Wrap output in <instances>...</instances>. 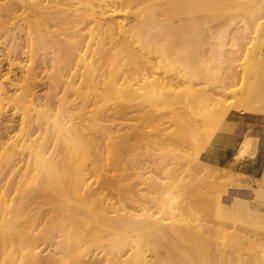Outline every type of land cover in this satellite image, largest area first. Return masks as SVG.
<instances>
[{
	"label": "bare ground",
	"instance_id": "6f19581e",
	"mask_svg": "<svg viewBox=\"0 0 264 264\" xmlns=\"http://www.w3.org/2000/svg\"><path fill=\"white\" fill-rule=\"evenodd\" d=\"M66 1H71L69 9L64 8ZM104 1L105 6L100 4L101 9L96 10L94 0H0V36L11 35L10 25L18 28L28 42V51L24 52L27 64H11L18 66L21 77L11 80L14 83L11 82L10 93L0 90V117L6 111L19 116L16 126L0 130V264H91L86 260L90 254L86 245H97L100 240L107 244L101 248L106 252L107 264H233L236 254H240L239 260L245 258L247 264H264V245L251 239L264 236V173L260 178L251 176L240 182L257 190L256 207L241 202L225 212L215 207L217 200L207 199L205 191L203 198L198 195L201 199L186 201L190 208L181 214L175 210L181 211L185 203L175 205L172 192L182 186V195L185 191L195 195L199 185L193 186L191 179L186 181L189 172L179 171L180 167L171 168L174 171L168 168L174 165L176 153H188V146L196 148L198 154L204 150L229 112V99L238 111L264 113V0ZM244 5L251 9L245 15H251L254 24L246 21L255 28H250L249 33L255 35L251 42L257 44L254 47L260 49L261 55L251 47L252 55H246L251 61L246 59L241 67L236 65L242 68L237 71L234 59L239 57L228 56L229 52L228 61L234 64L222 75L225 65L217 72L218 65L214 61L211 65L209 56L225 49L229 33L224 28L221 31V26L230 11L233 14L236 7ZM119 9L129 11V18L121 21L129 20L128 24L116 21ZM80 21L90 28L86 39L89 42L85 44L71 41L81 29L77 27ZM248 37L241 40L250 41ZM242 49L243 57L239 52V59L250 52ZM89 58L91 61L86 63ZM80 62L87 69L89 83V89L83 92L74 89ZM226 62L221 64L228 65ZM104 66L108 69L98 75L101 86L97 88L93 81ZM68 69L75 72L70 74ZM198 86L202 88L197 89ZM71 93L81 99L75 114L68 112ZM212 94L222 95L225 99L220 100L225 101H214ZM205 114L209 120L206 127L193 124L198 117L204 119L201 116ZM132 120L142 122L143 127L138 129L140 123H135L136 127L127 123ZM158 120L174 127L172 135L168 133L172 143L161 136L167 129L158 128ZM114 126L119 129L111 128ZM142 128H152L155 133L146 129L149 134L145 135ZM143 135L146 138L142 140H149L150 154L166 144L173 146L166 151L175 153V157L166 152L174 157L166 159L165 150H160L165 158L158 164L163 168L160 172L172 183H149V179H143L145 191L155 197L152 195L150 200L154 205H143L146 209L143 207L142 214H136L126 211L129 203L123 206L125 209L118 203L128 195L136 196L134 186L129 185L132 176L127 175V163H133L127 157L131 151L138 152L137 141ZM245 140L252 143L248 136ZM133 142L137 143L136 150ZM243 145L247 146V142L243 141L239 149ZM139 177L142 180L143 176ZM187 182L193 185L188 186ZM183 186L185 191L181 190ZM223 220H232L230 223L237 226L231 225L228 228L233 231L216 235H222L223 240L221 237L218 242L222 243L217 245L212 242L216 246L213 248L204 233L209 231L207 225L220 226ZM203 222H210L205 223L207 228ZM238 230L249 238L240 236ZM208 243L211 252L217 253L215 256L209 254ZM248 246L262 250L258 260Z\"/></svg>",
	"mask_w": 264,
	"mask_h": 264
},
{
	"label": "rangeland",
	"instance_id": "374dc122",
	"mask_svg": "<svg viewBox=\"0 0 264 264\" xmlns=\"http://www.w3.org/2000/svg\"><path fill=\"white\" fill-rule=\"evenodd\" d=\"M109 1V0H108ZM236 1V0H235ZM235 1H230V0H226V2H228V3H230V2H235ZM241 1V0H240ZM246 1H249V0H246ZM255 1H257V2H259V0H255ZM262 0H260V2H261ZM94 3H95V5L93 6V9H96V10H100L101 8L100 7H98L100 4H102V7H104L105 6V1L104 0H94ZM236 3H238V0H237V2ZM236 6H237V4H236ZM235 6V7H236ZM245 6V7H244ZM243 7L242 6H238V8L236 7V9L234 10V12H233V14H231V11L229 12L230 14H228V15H226V17H225V20L226 21H224V24L221 26V31H223L224 29V31H226L227 33H229V34H227L229 37H226V39H225V45H226V47H225V49L224 50H227L226 52L224 51V50H217V53L215 52L213 55H212V57L211 56H209L211 59V65H213L214 66V64L212 63V61H214V62H216V64L218 65V68H217V65L215 64V67L218 69V71L217 72H219L220 73V71H222V68H224V65H225V69H223L224 71V73L223 72H221V74L223 75V74H227L228 73V71H230V70H232V64H234V62L236 63L235 64V68H238L237 69V71H239V70H242V68H239V67H241V65H242V63H244V60L245 61H247V60H250L251 61V58L250 59H248L247 58V56L248 55H252L251 53V47H253V49L255 50V53H259V51H260V49H256V48H258V47H254L255 45L257 46V44H255L254 45V41H253V39H252V37H255V35L253 34V35H251V33H249V32H252L253 31V29H255V28H253L252 27V19H251V15H249V14H246L245 15V13H247L248 11H250L251 9L250 8H248L247 9V5H244ZM262 6L264 7V3L262 4ZM71 7V1H66V6L64 7L65 9H69ZM237 9H238V11H237ZM250 9V10H249ZM247 11V12H246ZM237 12V13H236ZM234 13H235V15H234ZM241 13V14H240ZM242 13H244V14H242ZM238 14V15H237ZM115 15H116V21H122L123 20V18H129V16H130V13H129V11L127 10V9H119L116 13H115ZM230 15V16H229ZM232 15H234V16H232ZM227 16L229 17L228 18V20L226 19L227 18ZM242 16V17H241ZM231 17V18H230ZM233 18H234V20H233ZM118 19V20H117ZM243 19H245V21L246 20H249V22H251V24L250 23H247V21L245 22ZM231 20V21H230ZM129 21V20H128ZM128 21L127 20H124L123 22L124 23H122V24H128ZM226 22V23H225ZM264 22V21H263ZM245 23V24H244ZM250 24V26H248ZM254 24V23H253ZM245 25V26H244ZM247 26L249 27V28H247ZM8 27H10V29H11V35L9 36V37H6L5 35H2V36H0V90L3 88L4 90V92H6V91H9V93H10V91L13 89V87L11 88V82H12V84L14 83L13 81H11V80H14V81H16L18 78V76L19 77H21L20 76V74H19V71L17 70V68H18V66H13V65H15V64H19V63H21V64H24V65H26L27 63L25 62V60H24V52L25 51H28V42L27 41H25L23 38H24V34L23 33H21L20 31H19V29L18 28H16V27H14V26H8ZM77 27H79V28H81L79 31H77V33L76 34H74V37H73V39L71 40V41H79V42H82V43H88L89 42V40H86L87 39V35H88V33L90 32V28L87 26V25H85V24H83V23H81V21H80V23L77 25ZM76 27V28H77ZM234 27V28H233ZM247 29H246V28ZM224 28V29H223ZM228 28V29H227ZM236 28H238V29H236ZM240 28V29H239ZM244 30H246L245 32L247 33V31H248V33L247 34H245V32H244V35H246L245 36V38H247V36L249 35L250 37H251V39H250V37H248V39L250 40V41H244V40H241V37H243L242 39H245L244 38V35H243V29ZM250 28L252 29V31H250ZM83 29V30H82ZM230 29V30H229ZM236 29L237 30V32H236V30H235V32H234V30ZM232 30H233V32H232ZM232 33H231V32ZM238 32H240V34L242 33V36H240V34L238 33ZM234 33H238V34H234ZM240 37H239V36ZM233 36H235L236 38V41L234 40V37ZM240 38V40H239V38ZM251 40L253 41V42H251ZM235 41V42H234ZM244 41L245 43H242V42ZM234 42V43H233ZM238 44H237V43ZM246 45L245 47H243L242 46V48H248L249 49V47H250V49L248 50L247 49V51H246V49L243 51V49L242 48H239V46L238 47H236L237 45ZM249 43H250V45H249ZM236 44V46L234 47V45ZM249 46H248V45ZM253 45V46H252ZM232 46V47H231ZM241 47V46H240ZM227 48V49H226ZM240 49V51H239V49ZM262 50H263V53H262V56H263V58H264V40H263V44H262ZM238 51H237V50ZM241 49H242V51L243 52H248V51H250V52H248V53H243L244 54V57H246V58H241V59H239L240 58V56L239 55H242V52H241ZM252 49V50H253ZM229 50V51H228ZM216 51V50H215ZM221 52L223 53V52H225L223 55L221 54ZM230 52V54L228 55V53ZM237 52V53H236ZM239 52H241L240 54H239ZM237 55H236V54ZM217 54V55H216ZM232 54V55H231ZM239 54V55H238ZM248 54V55H247ZM238 56L239 58H238V60H237V57H236V60L234 59L235 57H233V59H234V62L232 61V60H230L231 61V63L228 61L231 57H228V56ZM247 55V56H246ZM258 55H261V54H258ZM215 56V57H214ZM250 56H248V57H250ZM254 56V55H253ZM209 57H208V59H209ZM214 57V58H213ZM241 57H243V55L241 56ZM217 58V59H216ZM256 58V57H255ZM247 59V60H246ZM224 62H226V63H228L229 62V64H230V66L229 67H227L228 65H226V64H221V63H223V61ZM226 60V61H225ZM240 60H242V61H240ZM91 61V58H89V59H86V63H89ZM13 63V65L11 66V64ZM75 64H76V62H74ZM221 65H220V64ZM240 66H239V65ZM38 65V64H37ZM236 65H238L239 67H236ZM39 66V65H38ZM231 67V69H229L228 71L226 70V68L228 69V68H230ZM105 69H108V66H104L103 68H100V70L97 72L98 74H97V77H96V80L95 81H93V84L94 85H96V87L97 88H100V86H101V83H100V81H99V79H98V75L99 74H102V73H104V71H105ZM234 69V68H233ZM236 70V69H235ZM77 76H76V78H75V80H76V84H75V86H74V89H76L77 91H79V92H83V91H85L86 89H89V83L86 81V73H87V69H86V67H84L83 65H82V63L80 62V64H79V67H77ZM227 71V72H226ZM67 72L68 73H74L75 71H73V70H71V69H68L67 70ZM16 83V82H15ZM204 86V85H203ZM199 87V88H198ZM198 87H196L197 89H201L202 87H200V86H198ZM238 88V87H237ZM100 92H102V91H100ZM61 94V93H60ZM60 94H59V96H60ZM39 95H42V94H40L39 93ZM62 95V94H61ZM213 95V94H212ZM212 95H211V97H212ZM214 96V101L216 100H218V101H221V102H223V101H225L224 99V97L222 96V95H220V97L219 96H217V94H214L213 95ZM216 96V97H215ZM90 97L91 98H93V95H90ZM218 97V98H217ZM221 98H224V99H222V100H220ZM212 99H213V97H212ZM217 101V102H218ZM230 104L229 106H230V108H229V112L225 115V118H224V120H223V122L221 123V125H219L217 128H218V130H217V132L215 133V135L213 136V138L210 140V142H209V144H207L206 146H205V148H204V150H202V151H200V154H198L197 152H196V148H193L192 146H188L187 148H189V151H188V153H187V151H185L186 153H176L177 154V156H179V157H175V153L174 154H171V153H169V151H166L167 149L169 150L170 148L172 149L173 148V146L172 145H166V144H164L165 146H167V147H163V148H160V149H158L157 151H153V152H151L152 154H150V143H149V140L147 139H145V140H142V139H144V138H146V136L145 135H147L146 133H148L149 131V133H151V132H153V133H155V130L154 131H152V128H145V130L143 129V132L142 133H144L145 135H143V137H141V138H139L138 140H140V141H137L138 142V144H139V142H140V145L139 146H137V143L136 142H133L135 145H134V147H133V150L135 149L136 150V146H137V149H139L138 150V152H135V151H131V153H132V155L130 154L127 158H129V161H130V163H133V165L132 164H128L127 163V165H128V170H127V175L128 176H132V177H130L131 179H129V180H132V181H130L131 183H129L127 180H126V184H128L129 183V185L131 184L132 186H134V190H135V193H136V196H135V198H132L130 195H128L127 196V198L125 199V200H122L121 201V203H118V205H120V207L121 208H126V207H123V206H126V205H128V203H129V208L127 207L126 208V211H135L136 212V214H137V212L139 213V214H142L141 212H142V208L144 207V206H146V207H148V204L150 205L148 208H150V207H152L153 205H154V203H152V201H150V200H152V198H151V196L153 195V194H150V193H148L147 194V192L145 191V180H147V179H149L148 180V182L149 183H151L152 181H158V183H172V180H171V182H170V179L168 178H165L167 175L161 170V172H163L164 174H162L161 172H160V169L162 168V165L161 166H159L160 164L159 163H161V161L163 162V158L161 157L162 155H161V152H160V150L164 153V151L163 150H165V153L167 152L168 154H171V155H173L174 157H175V163H174V165H169L168 166V168L169 169H171V168H179V171H184L185 170V172H189L188 173V175L186 176V181H188V180H190L191 179V181H193V184H195V185H193V184H191V182L190 183H188L187 182V185L188 186H191V185H193V186H198V187H196V189L198 190V192H196V194L195 195H193V194H190L189 192H188V194H187V192L185 191L186 189L184 188V186H183V188L181 189V190H183V191H185V192H183V195H185L184 193H186V195H189V197L187 196V198H186V195L183 197V195H182V193L180 192V189L179 188H181L182 186H177L178 187V189H177V193L176 192H172V193H174V204L175 205H177L178 203H180L181 205L183 204L182 203V201L185 203V205L183 204V208H181L180 207V210L181 211H177V209L175 210V212H178V213H180L181 212V214H184V213H187L186 211H188V209L187 208H190V207H188V205H187V202L189 201V199H192V198H197L198 199V197H199V199H201V198H203V193H206L207 192V199H210V200H217L216 202H215V207L216 208H219V209H222V211H225V212H227V211H230V210H233V209H235L241 202H244L248 207H256L258 204H257V202H259V199L256 197V191L257 190H253L251 187H249V186H243V184H241L242 182H241V179H245V178H248V177H251V176H249V175H246V174H242V173H238V172H235V171H232L231 169L230 170H227V169H225V168H222L221 167V165L220 164H218L217 162H213V161H211L210 162V158H209V151H208V148L209 147H211V145L213 144V140L219 135V134H222L223 132H235V131H242V130H246V131H256V132H258V131H264V113H248V112H241V111H238L239 109L238 108H236V107H234L235 106V102L234 101H232V99H229L228 101H227V104ZM231 103H232V106H231ZM234 103V104H233ZM213 104H215V102H213ZM81 105V99L79 98V95L78 94H75V93H71V97L69 98V100H68V112H73L72 114H75L76 112V110H78L79 109V106ZM176 108L178 109V107L176 106ZM235 108V109H234ZM92 108H89L88 110H91ZM237 109V110H236ZM7 112V113H6ZM5 112V114L3 113V115L0 117V121L2 122H0V124H2V126L0 127V130H2L3 131V129H1L2 127H4V126H11V125H13V126H16L17 125V123H18V121H19V116H12L11 114H12V112H8V111H6ZM6 115V116H5ZM11 117H10V116ZM3 117V118H2ZM13 117V118H12ZM206 117V118H205ZM2 118V119H1ZM201 118H204V119H206V120H204V119H199V117H198V120H195V121H193L192 123L193 124H196V122H197V124H201L202 125V127H204L203 125H205V127L207 126V123H209V120L207 119V115L205 114V116H201ZM75 119V118H74ZM196 119V118H195ZM18 120V121H17ZM5 121V122H4ZM17 121V122H16ZM136 120H132V121H130V122H127V123H130V124H132V125H134V127H136V124L138 125L140 122H135ZM199 121V122H198ZM206 121V122H205ZM7 122V123H6ZM13 122V123H12ZM203 124H202V123ZM4 123V124H3ZM6 123V124H5ZM11 123V124H10ZM16 125H15V124ZM136 123V124H135ZM158 123L159 124H161V121L160 120H158L157 121V123H156V126H158V128H159V126L161 127H164V128H162V129H164V130H166L164 133L167 135V136H164L165 134L163 133V135H161V136H163V139H165V140H168V141H166V142H168V143H172V140H171V138H172V136H170L169 134H171V132H172V130L174 129V127L173 126H170L168 123H164V124H161V125H158ZM9 124V125H8ZM104 124H106V123H104ZM142 124V125H141ZM70 125H72V123H70L68 126H70ZM200 125V126H201ZM12 126V127H13ZM140 126H142L143 127V123L141 122L140 123V125H138V129L140 128ZM167 127V128H166ZM111 128H117V129H119L117 126L115 127H111ZM116 129V130H117ZM141 129V128H140ZM146 129H150L149 131H146ZM163 130V131H164ZM142 131V130H141ZM219 131V132H218ZM170 132V133H169ZM202 132V131H201ZM201 132H200V134H201ZM89 133L92 135V133L89 131ZM113 133H115V131H113ZM148 133V134H149ZM169 133V134H168ZM172 135V134H171ZM168 137V138H167ZM200 137H202V135L200 136ZM147 138H150V137H148L147 136ZM204 138V137H203ZM151 139V138H150ZM202 139V138H201ZM152 140V139H151ZM203 140V139H202ZM143 143H142V142ZM205 141V140H204ZM204 141H202V142H204ZM243 141H245V142H247V146L246 145H243L241 148L242 149H239L240 151L238 152V158H241V157H243V156H245V154L246 153H248V152H252L253 153V145H254V141L253 140H251V142L252 143H249L250 141H247V140H243ZM146 143H147V145H149V147L147 148V145H146ZM248 143H249V145H248ZM146 145V146H145ZM145 147L146 149L145 150H143L144 148L143 147ZM171 146V147H170ZM139 147V148H138ZM142 147V149H140ZM159 147H161V146H159ZM170 147V148H169ZM164 148H166V149H164ZM245 148H247L248 150H250V151H247V149H246V151H243V149L245 150ZM149 149V151H147ZM191 149H194L195 151H193V150H191ZM141 150V152H139ZM142 150H143V152H142ZM187 150V149H186ZM145 151V152H144ZM159 151V152H158ZM193 152V153H192ZM135 153V154H134ZM140 153V154H139ZM144 153V154H143ZM160 153V154H159ZM166 153V159L169 157V159H171V160H173V156H171V155H168ZM194 153H195V155H194ZM134 154V155H133ZM154 154V155H153ZM156 154H158L159 156H158V158H157V155ZM193 154V155H192ZM135 155H137V158H136V156ZM138 155H141V157L139 156L138 157ZM164 155V154H163ZM132 158H134V159H132V160H130L131 159V157ZM134 156V157H133ZM144 156V157H143ZM149 156V157H148ZM155 156V157H154ZM160 157V158H159ZM140 158V159H139ZM164 158V159H165ZM137 159V160H136ZM154 159V160H153ZM158 159V160H157ZM161 159V160H160ZM196 161H195V160ZM152 160L155 162L156 161V164L159 166V167H157L156 166V164H154L153 165V163L154 162H152ZM180 160V161H179ZM183 160V161H182ZM128 161V160H127ZM128 161V162H129ZM134 161V162H133ZM136 161V162H135ZM138 161V162H137ZM142 161V162H141ZM146 161V162H145ZM185 161V162H184ZM141 162V163H140ZM145 162V163H144ZM158 162V163H157ZM194 162V163H193ZM203 162H205V163H203ZM179 163V164H178ZM202 163V164H201ZM142 165V167H141V165ZM150 164H152V165H150ZM173 164V163H172ZM177 164V165H176ZM189 164H191V165H189ZM205 164V165H204ZM208 164V165H207ZM204 165V166H203ZM139 166V167H138ZM150 167V169H149V167ZM153 166H155V168H159V169H155ZM191 166V167H190ZM194 166V168H192ZM196 166H197V168H196ZM152 167V168H151ZM208 167V168H207ZM133 168V169H132ZM173 168V169H174ZM177 168V169H178ZM163 169V168H162ZM189 169V170H188ZM192 169H194L193 171H192ZM195 169H197V170H195ZM223 169H225V170H223ZM159 170V171H158ZM168 169L166 168L165 169V171H167ZM187 170V171H186ZM169 171V170H168ZM171 171H174V170H172L171 169ZM190 171H192V172H190ZM197 171V172H196ZM226 171H229V172H226ZM231 171V172H230ZM225 172V173H224ZM143 173V174H142ZM199 173V174H198ZM138 174V175H137ZM142 174V175H141ZM153 174V175H152ZM185 174H187V173H185ZM225 174V175H224ZM113 175V174H112ZM149 175V176H148ZM163 175V176H162ZM190 175V177H188ZM198 175H200V176H198ZM118 176V175H117ZM139 176H141V178H142V176H143V178H142V180H140V177ZM193 176V177H192ZM221 176V177H220ZM127 177V176H126ZM136 177V178H135ZM150 177H151V180H150ZM164 177V178H163ZM189 179H188V178ZM195 177L196 178H200V179H195ZM252 177H256V176H252ZM261 176H259L258 178H260ZM129 178V177H128ZM127 178V179H128ZM147 178V179H146ZM257 178V177H256ZM119 179H121L120 177H119ZM138 179V180H137ZM143 179H145L144 180V184L142 183V181H143ZM156 179V180H155ZM161 179H162V181H161ZM167 179V180H166ZM194 179H195V181H194ZM165 180L167 181V182H165ZM134 181H135V183H134ZM141 181V182H140ZM197 181H199V182H197ZM207 181H208V183H207ZM133 182V183H132ZM195 182V183H194ZM238 182H239V184H238ZM241 182V183H240ZM138 183V184H137ZM140 183H142L141 185H140ZM203 183V184H202ZM206 184V186H205V184ZM235 183V184H234ZM134 184V185H133ZM191 184V185H190ZM139 185H140V187H139ZM144 185V186H143ZM240 185H242V186H240ZM245 185V184H244ZM128 186V185H127ZM137 186V187H136ZM142 186V187H141ZM147 186V185H146ZM205 186V187H204ZM176 187V188H177ZM176 188H175V190H176ZM200 188V189H199ZM185 189V190H184ZM203 189V190H202ZM199 190L200 191H202V192H200L199 193ZM174 191V190H173ZM206 191V192H205ZM144 196H143V195ZM150 194V195H149ZM139 197H138V196ZM198 195H200L201 196V198H200V196H198ZM156 196V195H155ZM177 196H179L180 198H178ZM140 197H144V199L145 198H147V199H142L141 200V198ZM140 198V199H139ZM151 198V199H150ZM155 197H154V195H153V199H154ZM183 198H185V199H183ZM129 199H132V200H129ZM135 200V201H134ZM144 200V201H143ZM149 200V201H148ZM185 200V201H184ZM143 201V202H142ZM187 201V202H186ZM142 202V203H141ZM148 202V203H147ZM152 203V204H151ZM252 204V205H251ZM144 205V206H143ZM213 205V203H211L210 204V207ZM130 206H132V208L130 207ZM185 206H187L186 208H185ZM137 210H136V209ZM145 208V207H144ZM135 209V210H134ZM146 209V208H145ZM178 210H179V208H178ZM132 211V212H133ZM177 213V214H178ZM132 214H135V213H132ZM135 214V215H136ZM200 217V216H199ZM256 217L257 216H255V219H256ZM210 220V219H209ZM232 221V220H231ZM231 221H229V220H223L222 221V224L220 225V226H217L216 224H214V223H210V222H208V223H210L209 225H207L208 223L207 222H205V223H207L206 225H207V227H206V225H205V223H204V225H205V227L207 228V230H209L208 232H205L204 233V236H205V238H206V240H207V238H209L207 241L210 243V245H212L213 243L212 242H215L214 244L215 245H217V244H219L220 243V241L218 242V240L219 239H221V237H222V240H223V236L222 235H220V237H217L216 235H218L219 236V234H221L222 232H224V231H233V229L232 228H228V227H230L231 225H232V223H230ZM232 226H237V225H232ZM213 227V228H212ZM206 228H204V231H206ZM219 232L218 234L217 233H214V232ZM240 230H238L237 232L238 233H240L239 232ZM213 234H215V235H213ZM223 234V233H222ZM209 236V237H208ZM216 236V237H215ZM240 236H242V237H248L249 238V235H247V234H244V233H240ZM214 237V238H213ZM213 238V239H215V240H213V241H210L211 239ZM252 241H255L256 242V244H261V245H264V236L263 237H255V236H253L252 238ZM106 241L105 240H100L99 242H97V245H96V247H95V245H93V246H90V245H92V243H88L87 245H86V251H88L87 252V254L88 253H90L89 255H88V259L86 258V260L88 261L89 260V262L88 263H90V261H91V264H97V263H99V264H107V262L108 261H106V252H105V250H101V248L102 247H104L105 245H107L106 243H105ZM217 242V243H216ZM259 242V243H258ZM99 243V244H98ZM101 243V244H100ZM209 243H208V252H209V254L210 253H212L211 252V247L213 246V248H214V246L215 245H212L211 247L209 246ZM212 243V244H211ZM221 243H222V241H221ZM263 243V244H262ZM105 244V245H104ZM216 247V246H215ZM90 248H92V249H90ZM94 248L96 249V251L94 250ZM87 249H90V250H87ZM252 248L251 247H249L248 246V250L250 251ZM253 250V251H252ZM251 251H252V254H253V256H254V258L256 257L257 258V260H258V258H259V256H261V249H259L258 248V251H256L257 249H256V247L254 248L253 247V249H252ZM255 250V251H254ZM47 251L48 250H46V253L44 252V254H47ZM92 252H93V254H92ZM105 252V253H104ZM131 252V251H130ZM130 252H129V254H127V256L126 257H128V255H130ZM258 252H259V254H258ZM227 253L228 254H231V252L229 253L228 251H227ZM102 254H103V256H102ZM212 254H214V253H212ZM215 254H217V253H215ZM215 254L213 255V256H215ZM237 255L238 256H240V254H236V263L234 262L233 264H247V263H245V261H244V259L245 258H241L240 260H239V257H237ZM217 256V255H216ZM103 258H105V259H103ZM217 260H219V257H218V259ZM94 261V262H93ZM104 261V262H103ZM101 262V263H100ZM261 264H263V261L261 262Z\"/></svg>",
	"mask_w": 264,
	"mask_h": 264
},
{
	"label": "crops",
	"instance_id": "0c3cea01",
	"mask_svg": "<svg viewBox=\"0 0 264 264\" xmlns=\"http://www.w3.org/2000/svg\"><path fill=\"white\" fill-rule=\"evenodd\" d=\"M247 136L254 141V151L238 158L239 147ZM208 151L210 162H217L227 170L256 177L264 173V131L223 132L213 140Z\"/></svg>",
	"mask_w": 264,
	"mask_h": 264
}]
</instances>
